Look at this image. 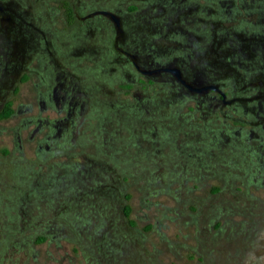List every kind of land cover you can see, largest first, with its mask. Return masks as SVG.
Masks as SVG:
<instances>
[{
	"label": "rangeland",
	"instance_id": "1",
	"mask_svg": "<svg viewBox=\"0 0 264 264\" xmlns=\"http://www.w3.org/2000/svg\"><path fill=\"white\" fill-rule=\"evenodd\" d=\"M3 4L0 264H264V0ZM125 51L230 103L197 108ZM55 77L61 101L44 95Z\"/></svg>",
	"mask_w": 264,
	"mask_h": 264
},
{
	"label": "flooded vegetation",
	"instance_id": "2",
	"mask_svg": "<svg viewBox=\"0 0 264 264\" xmlns=\"http://www.w3.org/2000/svg\"><path fill=\"white\" fill-rule=\"evenodd\" d=\"M4 1H6V0H0V20L2 22L5 20H9V17L7 18V16H8L7 8L3 4ZM97 11H109V10H96V11L89 13L84 18L95 16V12H97ZM72 12H73V16H74L73 8H72ZM109 12H112V11H109ZM112 13H114V12H112ZM66 15H67L68 20H69V15L67 14V12H66ZM103 16H105V15H103ZM105 17L108 18L112 22L114 29H115V32L117 33V39H119L121 32H122L120 17L118 16L120 19V28L116 27V25L114 24V22L110 16H105ZM69 22H70V20H69ZM262 30H264V29H262ZM254 32L256 33L257 31H254ZM209 51H210V53H212L211 50H209ZM125 52L127 55H129L132 58V62H133L134 67L142 75H144L146 77V79L149 83H155L159 76H162V75L169 76L170 77L169 81H171L174 84V87L176 88L177 93L186 94V95H188L189 98H192V95H194L196 97L197 108L199 107V104L201 103V101H204V100L209 99V98H215L224 104L230 103V100L227 99V96H228L227 91L224 90L220 85L213 83L211 81V79H209V80L197 79V80H192V81L190 79H188V77L186 76V74L184 72L185 65H179L178 66L175 63H173V61L167 62V63L158 62V63H156V66L151 64V65H149L151 67L144 68L138 62V56L137 55L131 54L127 51H125ZM196 56H197L196 54H194L192 56L190 53H186L185 55H180V56L175 57L174 60H185L186 59L189 62H192L194 60V57H196ZM189 65L191 66V64H189ZM176 72L179 73V76L176 75ZM56 80L58 81L59 77H55V78L50 80V83L48 84L47 90L44 92V95L50 97L51 92H52V93H54V96L57 99V101H61V98H66L70 94L71 85L63 83L62 81L60 83H57ZM14 91L17 92L16 89H14ZM60 94H63L65 96L67 95V96L66 97L60 96ZM73 107L74 106H69V109L71 110L69 112V115H71L73 113V111H74ZM74 108H76V107H74Z\"/></svg>",
	"mask_w": 264,
	"mask_h": 264
},
{
	"label": "trees",
	"instance_id": "3",
	"mask_svg": "<svg viewBox=\"0 0 264 264\" xmlns=\"http://www.w3.org/2000/svg\"><path fill=\"white\" fill-rule=\"evenodd\" d=\"M65 10L67 14L69 15L70 22L72 23L74 20V16H73L72 8L69 6L68 3H65ZM12 105H13L12 101H8L5 104L3 111L0 113V118L6 119V118H9L13 114L14 109L12 108ZM130 213H131V208L130 206L126 205L125 206L126 216L129 217Z\"/></svg>",
	"mask_w": 264,
	"mask_h": 264
},
{
	"label": "water",
	"instance_id": "4",
	"mask_svg": "<svg viewBox=\"0 0 264 264\" xmlns=\"http://www.w3.org/2000/svg\"><path fill=\"white\" fill-rule=\"evenodd\" d=\"M99 14L105 15V16H110L111 19L113 20L114 24L116 25V27L120 28V19L115 13H112L109 11H97V12H95V15H99ZM176 75L179 76V73L176 72Z\"/></svg>",
	"mask_w": 264,
	"mask_h": 264
}]
</instances>
